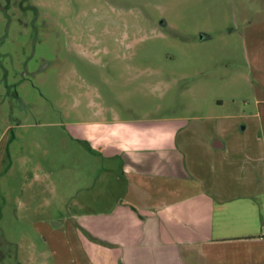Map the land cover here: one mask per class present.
Instances as JSON below:
<instances>
[{
	"label": "rangeland",
	"instance_id": "rangeland-1",
	"mask_svg": "<svg viewBox=\"0 0 264 264\" xmlns=\"http://www.w3.org/2000/svg\"><path fill=\"white\" fill-rule=\"evenodd\" d=\"M168 114L264 157V0H0V264H87L85 130Z\"/></svg>",
	"mask_w": 264,
	"mask_h": 264
},
{
	"label": "crops",
	"instance_id": "crops-1",
	"mask_svg": "<svg viewBox=\"0 0 264 264\" xmlns=\"http://www.w3.org/2000/svg\"><path fill=\"white\" fill-rule=\"evenodd\" d=\"M187 118L90 121L106 125L85 130L101 172L79 191L114 202L76 218L87 264H264L263 155Z\"/></svg>",
	"mask_w": 264,
	"mask_h": 264
},
{
	"label": "built area",
	"instance_id": "built-area-1",
	"mask_svg": "<svg viewBox=\"0 0 264 264\" xmlns=\"http://www.w3.org/2000/svg\"><path fill=\"white\" fill-rule=\"evenodd\" d=\"M262 233L264 234V227H263Z\"/></svg>",
	"mask_w": 264,
	"mask_h": 264
}]
</instances>
